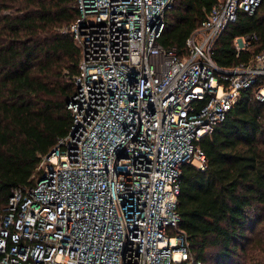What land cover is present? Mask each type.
<instances>
[{"label":"built area","instance_id":"2783aa9c","mask_svg":"<svg viewBox=\"0 0 264 264\" xmlns=\"http://www.w3.org/2000/svg\"><path fill=\"white\" fill-rule=\"evenodd\" d=\"M171 1L75 0L71 123L35 184L11 189L0 264H200L177 225L181 166L205 167L200 138L243 91L264 100V50L229 67L212 58L224 27L261 0H219L181 57L156 41Z\"/></svg>","mask_w":264,"mask_h":264},{"label":"trees","instance_id":"16d2710c","mask_svg":"<svg viewBox=\"0 0 264 264\" xmlns=\"http://www.w3.org/2000/svg\"><path fill=\"white\" fill-rule=\"evenodd\" d=\"M219 0H172L157 43L186 53L185 40ZM75 0H0V215L11 189L29 187L38 163L71 123L79 49L69 25ZM257 40L236 50L233 39ZM264 50V0L217 37L212 58L229 67ZM205 167L183 163L178 228L200 264H264V100L246 90L200 138Z\"/></svg>","mask_w":264,"mask_h":264},{"label":"water","instance_id":"95a60500","mask_svg":"<svg viewBox=\"0 0 264 264\" xmlns=\"http://www.w3.org/2000/svg\"><path fill=\"white\" fill-rule=\"evenodd\" d=\"M51 153V152H50Z\"/></svg>","mask_w":264,"mask_h":264}]
</instances>
